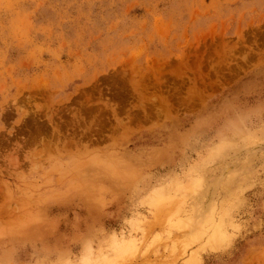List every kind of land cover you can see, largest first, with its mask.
Here are the masks:
<instances>
[{
    "label": "rangeland",
    "instance_id": "1",
    "mask_svg": "<svg viewBox=\"0 0 264 264\" xmlns=\"http://www.w3.org/2000/svg\"><path fill=\"white\" fill-rule=\"evenodd\" d=\"M0 264H264V0H0Z\"/></svg>",
    "mask_w": 264,
    "mask_h": 264
},
{
    "label": "bare ground",
    "instance_id": "2",
    "mask_svg": "<svg viewBox=\"0 0 264 264\" xmlns=\"http://www.w3.org/2000/svg\"><path fill=\"white\" fill-rule=\"evenodd\" d=\"M161 211V210H160Z\"/></svg>",
    "mask_w": 264,
    "mask_h": 264
}]
</instances>
